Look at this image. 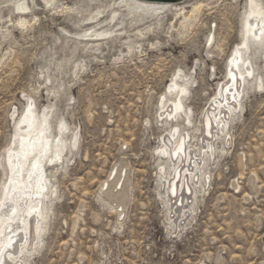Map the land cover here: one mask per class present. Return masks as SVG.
<instances>
[{"label":"rangeland","instance_id":"rangeland-1","mask_svg":"<svg viewBox=\"0 0 264 264\" xmlns=\"http://www.w3.org/2000/svg\"><path fill=\"white\" fill-rule=\"evenodd\" d=\"M87 1L54 0L20 15L12 0H0V188L4 151L28 98L38 112H50L51 135H58L61 122L68 141L78 132L64 166L46 167L57 193L43 247L28 264H264L260 48L251 47L248 56L261 88L250 78L244 84L242 112L230 120L227 139L215 143L208 180L198 186L184 226L171 227L159 195L161 140L173 125H184L189 134L199 130L194 144L201 145L202 112L240 44L246 0H200L203 8L187 23L174 11L140 18L123 8L117 19H128L130 28L84 39L88 30L80 28L76 12ZM20 18L25 26L17 24ZM176 72L189 79L187 127L159 117ZM122 192L126 207L110 197Z\"/></svg>","mask_w":264,"mask_h":264},{"label":"bare ground","instance_id":"bare-ground-1","mask_svg":"<svg viewBox=\"0 0 264 264\" xmlns=\"http://www.w3.org/2000/svg\"><path fill=\"white\" fill-rule=\"evenodd\" d=\"M53 4L54 0H12L15 12L20 15L30 13L34 7L47 9ZM246 7L240 44L233 49L223 80L202 112L204 132L200 137L201 145L194 144L198 141L196 133L199 130L192 129L193 134H189L184 125H173L158 149L162 157L158 165L161 170L159 184L162 183L159 195L164 196L174 230L184 226L192 215V200L199 193L198 186L203 188V183L205 186L208 180L207 159L217 152L215 143L222 137L227 139L230 120L242 112L244 84L250 78L249 82H255V88L262 85L261 78L254 75L255 69L248 53L251 47L255 50L260 48L264 56V5L261 0H246ZM123 8L140 18L174 11L175 17L187 23L196 18L203 3L200 0H89L85 8L76 12L80 28L88 30L83 35L84 39H102L130 28L128 19L121 22L117 19V13ZM17 24L25 26L27 21L20 18ZM138 34L144 36L141 31ZM187 77L174 73L160 102L162 113L159 115L166 121L180 119L186 127L192 123L191 109L184 103L188 94ZM49 113L46 108L38 112L33 100L28 98L4 151L2 159L6 175L0 188V264H28L42 249L52 217L51 199L57 193L46 167L54 166L55 170L63 167L67 160V145L73 149L77 147L78 132L73 131L68 141L64 137L67 128L62 122L58 135H51ZM220 149L223 153L224 148ZM110 197L125 207L129 201L126 192L110 194Z\"/></svg>","mask_w":264,"mask_h":264}]
</instances>
